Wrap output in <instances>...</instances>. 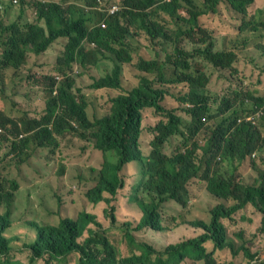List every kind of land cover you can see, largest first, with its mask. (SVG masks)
Returning <instances> with one entry per match:
<instances>
[{"label":"trees","instance_id":"1","mask_svg":"<svg viewBox=\"0 0 264 264\" xmlns=\"http://www.w3.org/2000/svg\"><path fill=\"white\" fill-rule=\"evenodd\" d=\"M19 2L36 21L24 28L18 24L5 25L2 22L5 14L0 7V72L14 70L16 79L21 76L30 52L40 54L54 41L63 39H67V46L56 64L61 80L56 76L38 80L45 86H41L45 94L41 111L44 115L26 117L21 127L17 121L8 123L0 143L7 144V156L26 153V159H30L31 140L44 149L49 148L46 144L58 145L60 139L68 137L93 142L103 154V165L85 196L95 208L101 206L107 221L86 210L78 219L63 217L59 202L58 210L51 212L46 221L32 215L34 223L30 224L31 218L24 217L31 209L32 199L25 195L22 214L16 215L15 203L22 200L20 184L0 173L3 177L0 178V264H36L40 260L45 264H68L73 254H77V264H234L216 257L215 252L224 249L229 250L233 260L242 257L245 264H264L253 261L259 250L264 249V165L259 169L251 164L258 174L256 180L248 182L236 176L246 158L264 148V139L256 127L237 122L238 110L217 121L237 103L247 101L253 104V112L262 110L264 126V96H260L261 92L257 96L242 92L241 87L223 90L221 98L213 96L207 88L209 75L199 69L197 62H189L198 58L215 70H230L238 75L239 67L234 64L241 48L215 49L214 38L208 33L212 30L201 27L199 17L227 14L234 23L240 18L238 29L234 23L231 28L247 44L252 41L249 35L256 31L260 32L257 38L264 37V0H102V8L114 3L121 7L109 19L104 10L93 11L96 0ZM221 7L225 8L224 13L217 10ZM160 15L172 21V28L160 24ZM175 18L186 22L189 31L184 35L190 44L194 42L192 52L180 47L178 37L182 31L175 29ZM96 20L105 21L106 28H101ZM138 32L143 33L147 42L142 48L145 54L129 41ZM88 42L96 43L97 49L87 52L83 44ZM167 45L172 46L170 55ZM199 45L202 47L198 48ZM76 62L91 77L92 91L85 92L77 86L76 78L81 73H75ZM126 64L141 74L138 85L127 93L110 97L109 112L101 111L93 91L122 89ZM171 86L187 87V92L176 97ZM167 91L183 106L181 110L188 120L177 115L176 110L161 105ZM145 108L153 109L162 119L151 128L153 139L148 154L143 156L139 141ZM170 137L178 138V145L167 154L164 143ZM132 161L140 164L141 178L127 199L129 203L135 202L142 218L139 223H122L112 203L125 187ZM220 162H226L227 169L221 170ZM198 183L203 184L206 196L214 201L209 222L181 218L180 212L188 211L193 187ZM248 206L256 214L261 212L262 217L256 221L246 219L242 213ZM27 224L35 232L16 233L20 228L25 230ZM179 224L200 233L168 244L163 250L161 246L137 240L147 230L173 231ZM228 228L232 230L230 238ZM252 228L262 239V247L252 251L243 242L235 246L234 241L241 238L239 234ZM139 233L142 234L137 236ZM208 242L212 244L211 250L206 246Z\"/></svg>","mask_w":264,"mask_h":264},{"label":"rangeland","instance_id":"2","mask_svg":"<svg viewBox=\"0 0 264 264\" xmlns=\"http://www.w3.org/2000/svg\"><path fill=\"white\" fill-rule=\"evenodd\" d=\"M12 1L13 0L7 1L8 18L14 21L19 20L21 22H27L31 16L22 8L20 2L14 5ZM107 4L109 5V2ZM224 9L225 8L221 7L220 12L224 13ZM179 13L185 16V13L182 10H180ZM201 18L202 16L199 17V19ZM238 20L239 21L234 23L232 16L225 14L221 15V17L215 16L212 21L208 20L206 22V27L212 30L211 32L208 31L209 35L213 36L214 34L215 49L226 48L227 50H231L234 47V50L237 51L241 48L237 51L234 64V67H239L238 71H240V73L238 75H233L230 70H215L208 63L206 64L199 61L198 58L189 61L192 64L197 62L199 69L209 75L207 88L210 94L218 98H221L223 90L228 88L233 89L241 87L240 91L242 89V92H248L250 95L254 96H257L259 92L264 93V37L257 38L260 32L256 31L255 34H250L249 36V39L252 41L244 44V38L238 35L237 30L231 28L234 23L233 25L235 26V29H238L241 25L240 18H238ZM158 21H160V24L172 28V21H170L169 18H166V16L160 15ZM96 22H98V20H96ZM177 28L182 31L181 36L178 37L180 47L192 52V45L194 42L190 44L187 36L184 35V32L189 31L186 22L180 18H175V29ZM132 32L133 34L135 33L134 30ZM136 34L137 35L132 39H129V41L134 48L142 50V54H145L146 52H144L142 48L145 47L146 39L142 36V32ZM236 35L238 36V41L236 40ZM236 41L237 44H235ZM258 46L263 50L259 49ZM199 47L202 46L199 45L198 48ZM62 52H60L59 55H61ZM167 52L169 55L172 54V46L167 45ZM150 54H152V52ZM182 55L185 56L186 53H182ZM29 57L33 58V56L30 55ZM57 57H55V54L50 56L41 55L35 60L38 61L40 58L47 59L44 63L46 68H37L38 72L35 70L31 72L25 69L21 72V76L17 77L15 80L10 82H6L5 80L1 81L0 114H3L6 118L14 121L24 114L23 111L29 112L32 116L42 114L41 111L44 110L45 103V94L43 92L45 86L38 82V78L42 76V74H48L51 72L53 62ZM252 59H254L255 62L252 61ZM248 61L250 62V65L248 64ZM77 71L81 73L80 76L76 78L77 86L85 92L92 91L89 87L93 82L91 77L84 73L83 69L78 66L75 67L76 74ZM140 77L141 74L134 67L126 64L122 75V89H99L97 92L93 91L95 95L94 100L98 103L99 109L104 112H109V98L120 93L131 91L138 85ZM165 90H167L166 87ZM171 91L176 97H178L187 92V87L171 86ZM161 105L165 109L176 110V114L184 120L189 119V117L181 110L183 106L180 105V103L177 102L168 91L163 97ZM212 106L213 108H216L217 101ZM233 109L238 110L239 114H254L252 113V104L247 101L237 103L227 114H230ZM161 119L162 117L155 114L153 109L145 108L142 110V133L139 142L143 154H146L150 149L149 143L153 139L151 128H153ZM259 124L260 121L257 120V125ZM258 131L261 133L262 138H264L263 125L259 126ZM177 139L178 138L175 137L167 139L164 143L165 153L171 154L174 151L177 145ZM6 145V143H0V173L9 175V179H16L20 184L22 200H18L15 203L16 215L22 214L24 207L23 199L24 196L27 195L32 199V205L30 211L28 214H25L24 218H31V216L34 215L38 220L46 221L51 212L58 210L59 202H62L61 214L63 217L78 219L79 214L86 210L97 216L101 221H104V219L107 221L101 206L95 208L94 205L88 202L85 196L86 192L94 184V181L97 178V172L103 163L102 153L96 150L92 143L77 139L72 140L69 137L66 139H60L59 147L55 149L54 153H51L46 149H31L30 159H26V153L22 156H7L8 150ZM30 145L32 146L33 142H31ZM220 167L221 170H225L227 164L221 162ZM62 169H64L63 174H61ZM244 169L249 173L250 179L247 178ZM236 176L239 180L247 179V181L250 182L254 180L256 174L251 171L248 168V164L245 163L240 167ZM0 177L2 176L0 175ZM140 178V164L132 161L129 164V169L126 175L125 187L119 190L118 196L112 203V205L115 206L114 212L119 222L135 223V220L140 218V214L137 212L138 209L134 204L135 202L129 203L127 199V195L132 193L133 186L137 185ZM193 191L194 194L190 200L188 211L185 214L181 211V218L185 216V219L190 222L199 219L209 222V210L213 207L214 201L206 196L202 183L196 184L193 187ZM249 215L251 216L250 220L256 221L254 213L250 211ZM179 225L180 226L177 227L176 230H169L168 232L147 230L142 234L141 238H137V240L140 242H149L157 247L174 244L180 240L197 236L200 233L199 230H195L188 225ZM114 230L116 231V229ZM26 231L35 232L30 227V224H27L25 230L20 228L16 233L24 235ZM227 232L228 238H230L232 230L228 228ZM254 232L255 228H252L251 231L240 233L239 235H241V238L239 241H234L235 246H238V244L240 245L243 242L252 251H255L259 247L261 248L262 239L254 234ZM206 246L210 249L209 243H206ZM155 250L158 251V248ZM161 257L164 258L165 255H161ZM217 258L220 261L229 260L234 262V264H244V259L242 257L233 260L228 249L218 251ZM72 260H75V257ZM36 264H45V261L40 260ZM52 264L58 263L53 262Z\"/></svg>","mask_w":264,"mask_h":264},{"label":"clouds","instance_id":"3","mask_svg":"<svg viewBox=\"0 0 264 264\" xmlns=\"http://www.w3.org/2000/svg\"><path fill=\"white\" fill-rule=\"evenodd\" d=\"M7 1L8 0H0V7H1V10L4 12V14H5V17H4V20L2 21L5 25H11V24H18L20 27H22V28H24L27 24H30V23H34L36 20L34 19V18H32V17H29V19H28V21L27 22H21V21H19V20H16V21H14V20H11V19H9L8 18V15H7V10H8V3H7ZM196 1H200V0H196ZM12 3L15 5V4H18L19 3V0H13L12 1ZM95 4H97L96 5V8L93 10V11H97V12H99V13H101V11L102 10H104L105 12H107V17H108V19L110 18V17H112L113 15H115L117 12H119L120 10H121V7L118 5V4H116V3H114V4H111V5H109V6H107L106 8H102V5H103V2H102V0H96V2H95ZM11 8V7H10ZM9 8V9H10ZM219 12H220V8H218L217 9ZM210 16H212V15H210ZM208 17V15H204V16H202V19H201V21H202V26L201 27H203V28H205L206 27V22L209 20V21H212L214 18H215V16H213V17ZM216 16H221V15H216ZM31 21V22H30ZM199 21H200V19H199ZM43 27H45V24H44V22H42L41 21V23H40ZM97 24L98 25H100L101 26V28H106V26H107V23L105 22V21H98L97 22ZM104 25V26H103ZM253 34H255V33H253ZM214 36V35H213ZM250 36V35H249ZM55 43V41L48 47V49L46 50V51H44V52H42V53H40V54H36V53H34V52H30L29 54H28V58H27V63L22 67V69L23 70H25V69H27V71H37L38 72V69L37 68H35V67H33L32 66V64H33V62L34 61H32V57H29V55L30 54H33V55H35V56H39V55H43L44 53H46V52H48L50 49H51V47L53 46V44ZM66 46H67V44H65V47H64V51L62 52V54L61 55H59L57 58H56V60L53 62V65H52V70H51V72L50 73H48V74H42V76H40L38 79L39 80H41V81H44V78L46 77V76H56V78H57V80H61V77L58 75V71H57V68H56V64H57V62H58V59H61L63 56H64V53H65V51H66ZM83 47H85V49H86V51L87 52H92V51H95L96 49H97V45H96V43H94V42H88V43H84L83 44ZM0 52H2V46L0 45ZM0 55H1V53H0ZM35 64H38V62H36ZM75 66H74V68L76 67V66H78L79 68H82L79 64H78V62H76L75 64H74ZM43 67H41V68H39V69H42ZM10 70V69H9ZM9 70H7V71H4V72H0V78H6L5 76H6V72H8ZM22 70V71H23ZM83 71H84V69H83ZM77 73H78V71H77ZM34 75H35V73H34ZM4 80V79H3ZM2 79H0V82L1 81H3ZM15 80V79H14ZM6 81V80H5ZM13 81V80H12ZM7 82V81H6ZM8 82H10V81H8ZM260 96H264V93H261V95ZM1 102V101H0ZM250 104H252V103H250ZM252 109H253V104H252ZM230 111V109L224 114V115H226V116H224V115H222L221 117H219L218 119H217V121L218 120H220L221 118H226V117H228V116H230L229 114H227L228 112ZM232 111H235V109H233ZM231 111V112H232ZM23 115L19 118V119H17V120H15V121H17L18 122V126L19 127H21L22 126V121L26 118V117H29V118H31L32 119V117L33 118H35V116H32L29 112H27V111H23ZM252 113H254V114H247V113H242V114H240L239 115V117L237 118V122L239 123V122H241V121H243L244 123H249V124H251L252 126H254V127H256L257 129H259V126H261L262 125V120H261V115H262V110L261 109H259L258 111H256V112H253L252 111ZM258 113H260V114H258ZM43 114V113H42ZM44 115V114H43ZM257 120H259L260 121V124L259 125H257ZM11 122H14V120H10V119H8V118H6L3 114H0V140H1V136H2V134L5 132V128L7 127V124L8 123H11ZM261 134V133H260ZM23 136V135H22ZM262 137V136H261ZM264 139V138H263ZM31 142H33V145L31 146L30 144H31ZM31 142L28 144L30 147H31V149H44V148H41V146L38 144V142H36V141H34V140H31ZM92 144H93V146H94V148L96 149V150H98L97 148H96V146H95V144L93 143V142H91ZM177 145H178V140H177ZM176 145V146H177ZM46 146H49V148H47L46 150H49L50 152L52 151V150H55L56 148H58L59 147V144L58 145H52V144H46ZM31 149H30V152H31ZM176 149V148H175ZM175 149H174V151H175ZM98 151H100V150H98ZM173 151V152H174ZM101 152V151H100ZM148 152H149V150H148ZM148 152L146 153V154H143L142 153V155L144 156V155H147L148 154ZM102 153V152H101ZM200 153V150L198 151V154ZM102 156H103V154H102ZM218 160V159H217ZM219 161V160H218ZM221 163V162H220ZM220 163H219V167H220ZM226 163V162H225ZM246 163L248 164V168L251 170V171H253L255 174H256V176H255V178H254V180H256V178H257V172H255V169L251 166V164L252 163H254L255 164V166H256V168H259V169H261L262 168V165H264V148L260 151V150H256V151H254V152H252L251 154H250V156H248L247 158H246ZM197 164H199V162H197ZM227 164V163H226ZM102 165H103V163H102ZM102 167V166H101ZM134 167H136V166H134ZM228 167V166H227ZM227 167H226V169H227ZM101 169V168H100ZM220 169H221V167H220ZM97 174H98V172H97ZM1 179H3L2 177H0ZM19 188H20V186H19ZM123 189V188H122ZM121 190V189H120ZM135 204V203H134ZM137 207V206H136ZM138 209V213L140 214V218H137L135 221V223H139L140 222V219L142 218V215H141V213H140V211H139V208H137ZM250 211L252 212V213H254L255 214V216H256V218H258V217H262V213L261 212H257V214L255 213V209L252 207V206H248L246 209H244V211H243V213H242V215L246 218V219H250L251 218V216L249 215L250 214ZM70 218V217H69ZM74 219V218H73ZM126 221H130V220H126ZM32 223H34L33 221H30V224H32ZM122 223H124V222H122ZM143 232V231H142ZM168 232V231H167ZM142 233H139L137 236H140ZM209 243V245H210V249L209 250H211L213 247H212V244L210 243V242H208ZM166 247V245H161V247H160V250H163L165 247ZM159 250V251H160ZM217 253H218V250L215 252V255H216V257H217ZM75 257V260H72L73 258ZM76 257H77V254H73V255H71L70 256V258H69V262H68V264H77V260H76ZM229 261V260H228ZM253 261L254 262H259V263H264V254H263V252L261 251V250H259V253L258 254H256L255 255V257H254V259H253ZM244 264H245V260H244Z\"/></svg>","mask_w":264,"mask_h":264},{"label":"crops","instance_id":"4","mask_svg":"<svg viewBox=\"0 0 264 264\" xmlns=\"http://www.w3.org/2000/svg\"><path fill=\"white\" fill-rule=\"evenodd\" d=\"M86 10H88V8ZM144 39H145V37H144ZM66 42H67V39H63V41H60V42H55L53 44V46L51 47V49L48 52L44 53L43 56H47V55L50 56V55L55 54V57H57L60 54V52L64 51V47H65ZM130 44H131V42H130ZM146 45H147V42H146L145 46ZM131 46H133V45L131 44ZM150 53H151V51H150ZM30 56H33V58H32V61H34L32 64L33 67H35V68L45 67L44 63L46 62L47 59L40 58L38 61H36L35 59L41 55L35 56L33 54H30ZM48 59H51V58H48ZM36 62H38V64H35ZM13 71L14 70H9L8 72H6V76H5L6 78H0V79H2V80L4 79L7 82L14 80L15 76H13Z\"/></svg>","mask_w":264,"mask_h":264},{"label":"built area","instance_id":"5","mask_svg":"<svg viewBox=\"0 0 264 264\" xmlns=\"http://www.w3.org/2000/svg\"><path fill=\"white\" fill-rule=\"evenodd\" d=\"M104 26V25H103Z\"/></svg>","mask_w":264,"mask_h":264}]
</instances>
